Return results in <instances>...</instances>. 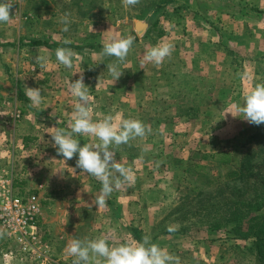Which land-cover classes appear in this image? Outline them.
Returning <instances> with one entry per match:
<instances>
[{
  "label": "crops",
  "instance_id": "0c3cea01",
  "mask_svg": "<svg viewBox=\"0 0 264 264\" xmlns=\"http://www.w3.org/2000/svg\"><path fill=\"white\" fill-rule=\"evenodd\" d=\"M49 1L57 8L58 4L54 6L57 0H39L36 7H41L39 13L42 17L36 32L42 39L54 44L52 48L41 46L34 50L37 56L45 54L49 58L46 68L41 69L38 64L40 71L35 85L41 91L42 103L39 105L28 104L31 102L25 95V86L28 84L22 75L15 78L16 91L9 92V88L13 90L14 86H10L12 79L7 71L8 62L4 54H7L5 50L12 42V24L11 20L0 23V104L5 102V109L10 105V102H6L9 100L11 104L14 103L12 108L16 112L15 120L12 116L11 119L7 118L10 116L7 114L1 118L10 119L13 132L10 134L8 128L3 127L8 125L4 121L3 126L0 125V142L15 143L21 149L19 153L27 165L22 168L24 189L43 206L39 226L47 243L45 252L52 250L53 256H58L60 260L64 257L73 258L66 255L64 250L74 239L108 236L118 240L114 244L126 240L138 241L135 229L141 232L142 237L150 235L151 240L163 234L164 238H171L177 232L169 233L165 228L162 229L170 216H166L164 210L161 212L166 202L156 199V189L150 184L135 185V181H132L131 185H125L106 197V207L98 210L92 201L100 194V182L76 168L77 157L63 161V157L57 155L56 149L51 146L50 128L67 127L77 102L68 91L69 83L76 80L77 75L79 79L81 73L89 82L93 121L103 119L107 114H119L121 120L139 119L151 126L153 132L148 138H154L155 143V139L161 143L159 134L155 132L158 117L161 116L171 121L161 131L174 132L170 137L173 142L181 136L175 130L178 123H187L200 117L202 123L206 124L211 120L212 124L221 122L223 127H227V123L233 124L236 117L230 119L231 113H226L231 111L237 115L234 106L243 103V94L256 83L264 82V0H175L174 4L168 5L175 6L177 3L178 7H182V14L187 11V17L177 20V23L165 22V26H162V22L149 25V30L139 38L140 43L144 44L143 50H137L135 55L127 57L125 64L120 66L123 75L117 81L107 71L93 69L98 64L107 67L108 63L115 61L114 57L100 55L102 42L108 40V28L92 43L87 42L85 36L80 38L75 35L71 26L68 32H63V25L59 23L60 14L52 8V15L49 16V10H45L49 8ZM47 23L49 25L45 26ZM166 27L174 31H166ZM158 29L162 30L159 35L156 33ZM65 40L70 43L65 44ZM158 43L174 46L171 57L166 58L159 68L146 63L141 69L144 51ZM64 45L77 47H70L79 56V59H74L73 69L65 68L56 60L55 50ZM82 67L83 70H77ZM75 72L80 73L74 75ZM208 109L213 113L199 114V111ZM223 115L228 119L222 122ZM247 124L250 123L244 126ZM242 127L240 125L239 132L233 136L237 137V141L241 139L240 135L243 138L251 137L244 132V128L240 129ZM76 138L81 140V146L84 143H96L95 138ZM29 140L41 146L29 149L26 145ZM234 140L236 138L229 142ZM131 144V150L123 156L117 154V160L120 162L122 158L129 161L128 167L135 176V141ZM231 146L228 151L213 154L227 153L231 157L240 150L234 143ZM150 154L152 151H147L145 156L149 157ZM254 154L251 151L246 154V169L253 166L249 159ZM185 158L189 162L191 156ZM150 169H143L146 170L145 179L150 175ZM141 192L146 197L143 193L137 197ZM156 230L162 234L157 235ZM220 260L223 259L220 257Z\"/></svg>",
  "mask_w": 264,
  "mask_h": 264
},
{
  "label": "rangeland",
  "instance_id": "374dc122",
  "mask_svg": "<svg viewBox=\"0 0 264 264\" xmlns=\"http://www.w3.org/2000/svg\"><path fill=\"white\" fill-rule=\"evenodd\" d=\"M164 2L165 0H140L138 5L125 9L121 0H57L54 2V6L58 4L57 8L53 7L49 1V8L45 10H49V16H51L52 8L55 9L54 11L60 14V18L62 14H70L69 26L75 31V35L80 38L85 36L89 43L99 37V34H103L107 28L108 39L134 36L135 40L129 56L135 55L137 50H143L144 44L140 43L139 38L143 37L147 29L149 30V25L162 22V26H165L167 23L171 24L187 17V11L182 14L180 11L182 7H178L177 3L175 6H167ZM12 3H14L10 21L12 42L5 50L7 54H4L8 62L7 71L12 79L10 86L11 84L14 86L13 90H11L12 87L9 88L10 93L16 91L14 82L18 75H22L24 81H27L26 88H37L35 79L38 78L40 70L36 62L37 53L34 52L37 46H32L31 40L42 39L36 32L39 28V19L42 18L39 13L41 7L36 9L40 3L39 0H12ZM156 6H160L159 9ZM185 6L187 7L186 3ZM237 7L236 4L235 8ZM141 22L144 23V27L138 28L137 24ZM47 25L49 23L45 24ZM158 30L156 33L159 35L162 30ZM169 30L174 31L171 28H167L166 31ZM64 47L77 48L70 45H64ZM83 69L82 67L77 70ZM93 69L107 71V67L102 64H98ZM84 83L88 87L89 82L85 76ZM6 102H10V105L5 109V102L0 104V125L7 121L8 125L2 124V126L7 127L12 134L13 126L9 121L11 116L15 120L16 112L12 108L14 103L11 104L9 100ZM28 104L33 106L31 102ZM202 113L210 115L213 112L210 109L199 111L200 115ZM5 114L10 115L7 117L10 118L9 121L1 119L5 117ZM229 116L230 119L233 118L232 114ZM158 118L156 130L159 132H155L159 134L161 143H158L157 139L155 143L152 137L150 140L153 141H150L148 137L145 140L135 141L133 181L135 185L150 184L156 189V199L166 202L161 212L164 210L166 216L170 214L166 219V226L162 229L167 230V227L172 225L176 227L174 232L177 233L171 235V238H164L165 234H163L152 242L157 243L170 254L178 256L181 264H257L254 239L245 238V236H249L253 231L252 220L264 215V124L244 126L248 122L236 117L233 124L227 123V127H223L220 125L221 122L212 124V120L209 124L202 123L199 117L198 120L178 123L175 130L181 136L178 141L173 142L174 140L172 141L170 137L174 132L161 131L170 125L171 121L168 117ZM222 119L223 122L228 117L225 118L223 115ZM27 124L24 123V125ZM240 125L243 126L240 129L244 128V132L251 137L243 138V135H240L239 141L237 137H233L239 132ZM232 138L236 140L229 142ZM232 143L239 146L240 150L232 154L230 163L220 164L211 158L201 159L204 154L228 151L233 147ZM26 145L31 149L38 148L40 143L29 140ZM144 145L148 146V151H152V154L149 157L144 154L143 159H140ZM20 150L15 143L0 142V174L12 172L17 191L39 204L42 210L41 216H43L42 204L24 189L22 168L27 165L24 163L23 155L19 153ZM128 150H131L128 145H122L116 150V154L123 156ZM249 151L255 154L250 157L253 166H248L246 169V154ZM184 156H191L189 162ZM30 159L33 164L32 157ZM120 163L128 167L129 161L121 158ZM147 168H151L150 175L145 179L146 170L143 169ZM142 193L145 196L144 192H141L137 197H140ZM38 228L41 242L37 245V254L33 256L22 253L16 244L7 241L4 236L0 238V264H41L42 261L45 262L44 264H72L73 258L64 257L60 260L58 256H53L52 250L45 252L47 243L42 236L40 226ZM183 230L185 231L182 232ZM155 233L158 235L161 232L156 230ZM115 241L118 240H109L111 244ZM170 242H172L171 245ZM220 257L223 260H220Z\"/></svg>",
  "mask_w": 264,
  "mask_h": 264
},
{
  "label": "clouds",
  "instance_id": "9594fccd",
  "mask_svg": "<svg viewBox=\"0 0 264 264\" xmlns=\"http://www.w3.org/2000/svg\"><path fill=\"white\" fill-rule=\"evenodd\" d=\"M125 9L134 7L140 0H121ZM14 3L12 0H0V23H8L11 18V10ZM68 13H65L59 23L63 25L62 31L68 32L71 20ZM135 37L132 35L126 38L111 37L102 42V57H114L113 63L107 64L109 76L117 81L123 73L120 66L125 64L130 49L133 46ZM65 44L70 41L65 40ZM173 45L169 43H158L147 49L141 60V69L146 63H151L159 68L166 58L171 57ZM55 57L59 64L67 69L74 68V59L79 56L71 48L60 47L55 50ZM48 56L38 55L36 62L41 69L48 65ZM76 73L80 72H75ZM246 75V74H245ZM98 85V84H97ZM68 91L76 98V104L67 122L66 128L51 127L49 132L52 147L56 149L58 156L63 161L76 158V168L81 172L95 178L101 184L100 194L95 196L92 203L99 209L106 207V197L114 191H118L125 185H131L133 171L117 160L116 150L122 145L132 146V141L145 140L152 134L151 126L145 125L139 119H123L119 114H107L103 119L93 121L91 96L89 87L84 83V76L81 73L79 79L69 83ZM26 97L33 106L42 103L41 91L39 88L27 87ZM243 103L236 107L237 115L243 120L254 125L264 124V82L256 83L249 91L242 96ZM226 118V116H225ZM59 120L57 124H59ZM76 137L95 138L96 143H84ZM149 150L147 145L141 149L140 159ZM78 154V155H77ZM167 231L172 233L176 227L169 225ZM5 233L0 231V238ZM110 237L100 236L94 239H74L65 248V254L73 257L72 264H181L180 258L170 254L166 249L153 243L150 235L145 234L140 241H125L119 244L109 243Z\"/></svg>",
  "mask_w": 264,
  "mask_h": 264
},
{
  "label": "built area",
  "instance_id": "2783aa9c",
  "mask_svg": "<svg viewBox=\"0 0 264 264\" xmlns=\"http://www.w3.org/2000/svg\"><path fill=\"white\" fill-rule=\"evenodd\" d=\"M41 206L20 194L12 172L0 174V228L27 256L37 254Z\"/></svg>",
  "mask_w": 264,
  "mask_h": 264
},
{
  "label": "trees",
  "instance_id": "16d2710c",
  "mask_svg": "<svg viewBox=\"0 0 264 264\" xmlns=\"http://www.w3.org/2000/svg\"><path fill=\"white\" fill-rule=\"evenodd\" d=\"M175 0H165L164 4H173ZM32 46L37 47H46V48H52L54 44H51L47 40H31ZM264 137V136H263ZM217 157V158H216ZM218 157H221V159H218ZM211 158L214 161H218L220 164H228L231 162V159L229 157V154L227 153H219V154H210V155H204L201 157L202 160ZM200 159V160H201ZM250 160V159H249ZM253 224V231L250 233V235H246L245 238L251 237L254 239L253 245L255 249V260L257 264H264V215H261L260 217H256L252 220ZM135 236L138 241L142 239L141 232L137 229L134 230Z\"/></svg>",
  "mask_w": 264,
  "mask_h": 264
},
{
  "label": "water",
  "instance_id": "95a60500",
  "mask_svg": "<svg viewBox=\"0 0 264 264\" xmlns=\"http://www.w3.org/2000/svg\"><path fill=\"white\" fill-rule=\"evenodd\" d=\"M137 26H138V28H139V26H142V27H144V23H143V22H141L140 24H137Z\"/></svg>",
  "mask_w": 264,
  "mask_h": 264
}]
</instances>
